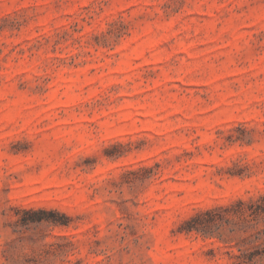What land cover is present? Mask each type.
<instances>
[{
    "label": "rangeland",
    "instance_id": "1",
    "mask_svg": "<svg viewBox=\"0 0 264 264\" xmlns=\"http://www.w3.org/2000/svg\"><path fill=\"white\" fill-rule=\"evenodd\" d=\"M0 264H264V0H0Z\"/></svg>",
    "mask_w": 264,
    "mask_h": 264
},
{
    "label": "trees",
    "instance_id": "2",
    "mask_svg": "<svg viewBox=\"0 0 264 264\" xmlns=\"http://www.w3.org/2000/svg\"><path fill=\"white\" fill-rule=\"evenodd\" d=\"M193 228H195V227L191 226V227H189L187 230H188V231H191Z\"/></svg>",
    "mask_w": 264,
    "mask_h": 264
}]
</instances>
